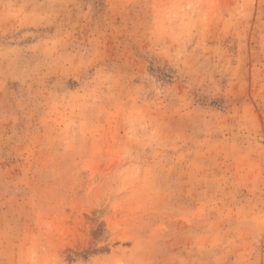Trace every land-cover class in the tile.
I'll return each instance as SVG.
<instances>
[{"label": "rangeland", "instance_id": "obj_1", "mask_svg": "<svg viewBox=\"0 0 264 264\" xmlns=\"http://www.w3.org/2000/svg\"><path fill=\"white\" fill-rule=\"evenodd\" d=\"M0 264H264V0H0Z\"/></svg>", "mask_w": 264, "mask_h": 264}]
</instances>
